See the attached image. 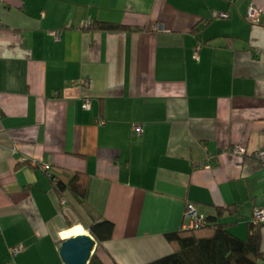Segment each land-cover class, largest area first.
<instances>
[{
	"label": "crops",
	"instance_id": "0c3cea01",
	"mask_svg": "<svg viewBox=\"0 0 264 264\" xmlns=\"http://www.w3.org/2000/svg\"><path fill=\"white\" fill-rule=\"evenodd\" d=\"M0 21V264H66L62 242L103 220V261L147 264L189 204L236 205L221 220L248 236L264 207V0H0ZM79 172L86 198L65 204L53 177Z\"/></svg>",
	"mask_w": 264,
	"mask_h": 264
},
{
	"label": "trees",
	"instance_id": "16d2710c",
	"mask_svg": "<svg viewBox=\"0 0 264 264\" xmlns=\"http://www.w3.org/2000/svg\"><path fill=\"white\" fill-rule=\"evenodd\" d=\"M90 28L107 32H127L136 29L130 24L113 21H94ZM53 181L60 199L62 197L68 199V193L80 200L86 198L88 190L86 175L79 172L68 181L58 177H53ZM217 209L216 216H207V223L201 228H181L166 233V238L172 245V252L147 264H259L264 260L262 234L264 221H256L252 216L248 225V236L243 238L231 230V224L221 220L225 214H236L238 207L229 205ZM115 227L116 224L112 220H103L91 224L89 230L97 242L103 244L113 238ZM89 264L106 263L95 252Z\"/></svg>",
	"mask_w": 264,
	"mask_h": 264
},
{
	"label": "built area",
	"instance_id": "2783aa9c",
	"mask_svg": "<svg viewBox=\"0 0 264 264\" xmlns=\"http://www.w3.org/2000/svg\"><path fill=\"white\" fill-rule=\"evenodd\" d=\"M256 12H258V8L251 5L249 8V16L255 15ZM1 23V21H0ZM94 25V20H90L87 22V26H93ZM157 30L159 31H165L167 30L166 27L164 25H159L157 26ZM231 43V41H229V44ZM83 82L86 83L87 80L83 79ZM92 105V100L87 98L84 101V107L86 109H90ZM2 117V113L0 111V118ZM134 130L141 134L143 132V126L141 124H136L134 125ZM234 150L238 153H245L246 150L243 146L239 145L234 147ZM256 156L258 158H261L262 160H264V152L260 151L258 153H256ZM35 165L42 168L45 171H49L51 168V164L50 163H40L39 161L35 162ZM61 201L63 203H67L68 199L66 197H62ZM187 217L189 218L188 223L185 225V228L187 229H197V228H201L203 226L206 225L207 223V215L206 213L202 212L201 210L198 209V207H196L194 204H189L188 205V209H187ZM253 219H255L256 221H264V207H260L257 208L254 211L253 214ZM25 250V246L24 245H17L15 247L12 248L11 252L13 256L18 255L21 251Z\"/></svg>",
	"mask_w": 264,
	"mask_h": 264
},
{
	"label": "water",
	"instance_id": "95a60500",
	"mask_svg": "<svg viewBox=\"0 0 264 264\" xmlns=\"http://www.w3.org/2000/svg\"><path fill=\"white\" fill-rule=\"evenodd\" d=\"M96 246L97 241L92 234H79L62 242L61 255L66 264H89Z\"/></svg>",
	"mask_w": 264,
	"mask_h": 264
},
{
	"label": "bare ground",
	"instance_id": "6f19581e",
	"mask_svg": "<svg viewBox=\"0 0 264 264\" xmlns=\"http://www.w3.org/2000/svg\"><path fill=\"white\" fill-rule=\"evenodd\" d=\"M97 241V240H96Z\"/></svg>",
	"mask_w": 264,
	"mask_h": 264
}]
</instances>
